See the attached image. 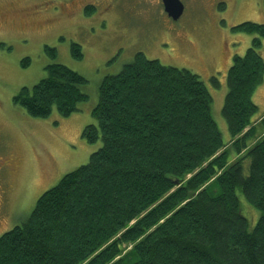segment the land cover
<instances>
[{
    "label": "trees",
    "instance_id": "obj_1",
    "mask_svg": "<svg viewBox=\"0 0 264 264\" xmlns=\"http://www.w3.org/2000/svg\"><path fill=\"white\" fill-rule=\"evenodd\" d=\"M232 29L253 36L227 70L221 113L229 143L199 76L137 51L98 86L95 122L82 136L101 145L45 189L23 222L0 234V264H264V114L255 117L253 101L264 75V23ZM70 49L82 57L78 43ZM44 50L56 55L53 46ZM45 69L13 101L34 117L53 109L71 114L88 98L80 89L86 78L62 63ZM42 154L54 162L49 151ZM46 167L38 170L41 179ZM237 190L260 212L251 230ZM8 208V215L16 209Z\"/></svg>",
    "mask_w": 264,
    "mask_h": 264
},
{
    "label": "rangeland",
    "instance_id": "obj_2",
    "mask_svg": "<svg viewBox=\"0 0 264 264\" xmlns=\"http://www.w3.org/2000/svg\"><path fill=\"white\" fill-rule=\"evenodd\" d=\"M92 1L0 0V166L10 176L6 181L14 184L7 205L16 208L1 221L0 234L23 222L45 189L86 163L101 145L100 139L91 143L82 136L85 125L95 122L91 111L97 103L98 86L137 51L197 74L212 96L211 112L223 141H230L221 113L227 70L232 57L244 54L253 36L232 26L244 21L264 23V0H180L183 12L177 19L165 12L160 0ZM86 6L89 14H85ZM29 31L33 32L23 33ZM71 42L80 45L81 58L71 54ZM44 45L55 47L56 55L47 54ZM260 52L264 58V43ZM52 62L82 74L87 81L80 89L88 98L67 116L55 109L47 117L31 116L13 97L22 86L31 87L43 78L45 66ZM253 101L258 118L264 114V75ZM44 151L53 156L52 164L45 162ZM32 153L39 156L41 171L48 167L42 179ZM247 165L248 161L245 172ZM237 193L251 230L260 212L240 190ZM250 209L256 216H251Z\"/></svg>",
    "mask_w": 264,
    "mask_h": 264
},
{
    "label": "flooded vegetation",
    "instance_id": "obj_3",
    "mask_svg": "<svg viewBox=\"0 0 264 264\" xmlns=\"http://www.w3.org/2000/svg\"><path fill=\"white\" fill-rule=\"evenodd\" d=\"M85 1L93 2L92 0H85ZM160 1L162 3V0H160ZM38 12H40V11H38ZM40 22H42V20ZM32 32L33 31L23 32V33H32ZM5 169H4V165L2 164V166H0V222L3 220V218L7 217V215H8L6 210H3V207L7 204L8 193L11 190V188L13 187L12 185L9 184V181H6L8 179L6 177L7 173H6ZM1 170H4V172L1 173Z\"/></svg>",
    "mask_w": 264,
    "mask_h": 264
},
{
    "label": "water",
    "instance_id": "obj_4",
    "mask_svg": "<svg viewBox=\"0 0 264 264\" xmlns=\"http://www.w3.org/2000/svg\"><path fill=\"white\" fill-rule=\"evenodd\" d=\"M166 13L173 19H177L183 12V4L180 0H162Z\"/></svg>",
    "mask_w": 264,
    "mask_h": 264
}]
</instances>
